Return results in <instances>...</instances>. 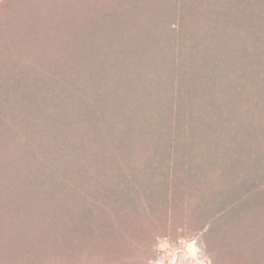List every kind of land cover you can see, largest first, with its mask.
<instances>
[{
	"label": "trees",
	"instance_id": "obj_1",
	"mask_svg": "<svg viewBox=\"0 0 264 264\" xmlns=\"http://www.w3.org/2000/svg\"><path fill=\"white\" fill-rule=\"evenodd\" d=\"M264 264V0H0V264Z\"/></svg>",
	"mask_w": 264,
	"mask_h": 264
},
{
	"label": "rangeland",
	"instance_id": "obj_2",
	"mask_svg": "<svg viewBox=\"0 0 264 264\" xmlns=\"http://www.w3.org/2000/svg\"><path fill=\"white\" fill-rule=\"evenodd\" d=\"M158 259L152 264H211L197 240L179 244L162 243Z\"/></svg>",
	"mask_w": 264,
	"mask_h": 264
}]
</instances>
